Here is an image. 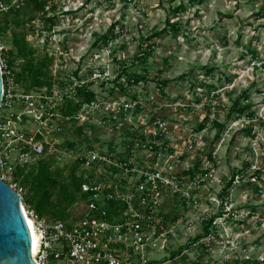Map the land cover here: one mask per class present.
Returning a JSON list of instances; mask_svg holds the SVG:
<instances>
[{"label":"rangeland","instance_id":"rangeland-1","mask_svg":"<svg viewBox=\"0 0 264 264\" xmlns=\"http://www.w3.org/2000/svg\"><path fill=\"white\" fill-rule=\"evenodd\" d=\"M182 6L183 12L177 10ZM46 10L50 17H57L51 30L28 0L18 12H0V27L14 19L22 23H10L7 30L0 31V47L4 48L0 57L5 60L12 55L15 73L22 72L26 59L17 56L13 40L15 34H24L35 50V65L49 60L50 76L64 82L78 68L88 83L92 70L100 68L113 79L123 67L127 73L145 77V81L127 86L125 92L112 82L103 86L94 81L90 89L99 105L79 116L76 125L83 127V134L66 123L62 134L52 137L73 141L76 149L96 147L123 153L135 135L152 140L154 121L164 119L165 153L175 158L170 165L178 171L199 165L211 173L201 186L184 183L183 191L191 198L164 195L168 219L182 221L176 222L180 224L168 248L149 256L170 260L172 253L202 233L204 223L223 208L208 246L188 250L173 263L228 260L227 264H264V0H49ZM167 22L176 23L180 31L172 32ZM114 24V31L109 32ZM155 32L161 34L152 36ZM104 35H108V43L100 40L99 47L93 48ZM208 68H213L210 75L206 74ZM120 81L125 83L127 76ZM24 84L20 88L30 89ZM236 101L250 105L253 118H236L232 113ZM215 122L225 125L219 138ZM20 126L34 131L37 124L25 118ZM66 143L55 154L53 174L70 186L73 168L79 178L89 171L67 154ZM141 156L144 164L152 165L151 156ZM17 157V151L10 153L8 161L13 167H17ZM236 169L241 175L223 204L219 194ZM186 181L190 182L189 176ZM249 181L256 186H245ZM51 190L55 198L60 188L52 186ZM26 198L23 191L24 206H28ZM69 212L80 216L82 210L77 206ZM172 221L171 225L176 224ZM47 264L72 263L50 257Z\"/></svg>","mask_w":264,"mask_h":264},{"label":"built area","instance_id":"built-area-1","mask_svg":"<svg viewBox=\"0 0 264 264\" xmlns=\"http://www.w3.org/2000/svg\"><path fill=\"white\" fill-rule=\"evenodd\" d=\"M24 5L25 0H0V12L7 14ZM47 16L50 17L48 11ZM2 52L4 48L0 47ZM0 63L3 75L0 171L2 179L22 198V188L13 176L16 167L8 161L10 153L17 151V166L20 167L42 158L48 152L61 153L62 145L68 140H56L54 137L62 134L66 123L79 127L76 125L79 116L87 113L92 106L99 105V102L95 98L92 102L82 103L75 114L64 113L69 102L80 101L78 88L88 83L83 76L86 74L80 73L79 68L67 74L68 81L53 77L51 83L23 90L16 73L2 57ZM77 71L78 76L75 75ZM91 75L92 81L96 82L114 80L102 68L93 69ZM25 118L37 124L34 131L20 126ZM153 128L156 132L151 133L152 140L135 135L123 153L113 150L104 152L96 147L66 149L81 168L89 171L81 183L84 205L78 219L58 221L42 218L35 210L24 206L26 216L37 228L39 241L33 257L38 264H47L50 257L69 260L72 264H174V260L182 256H171L170 260L149 256L152 251L168 248L176 233L175 227L180 224L176 222L182 221V218L176 222L168 219L162 198L167 193L191 198L183 191L184 183L201 186L209 180L211 173L203 169L204 173L191 177L184 174L190 168L183 171L174 169L170 165L174 155L165 153L168 149L166 121L157 119ZM142 154L152 157V165L144 164ZM160 162L163 163L161 166ZM188 176L190 182L187 183ZM184 202L189 203L185 198ZM215 220L210 234L193 242L184 254L188 250L208 246L216 234ZM171 221L176 224L171 225Z\"/></svg>","mask_w":264,"mask_h":264},{"label":"trees","instance_id":"trees-1","mask_svg":"<svg viewBox=\"0 0 264 264\" xmlns=\"http://www.w3.org/2000/svg\"><path fill=\"white\" fill-rule=\"evenodd\" d=\"M48 1L49 0H28V4L31 5L32 10L36 13V15L41 14V20L43 21V24L48 30H51L55 24V18L57 17L56 15H54L53 17L47 16L46 7L48 6ZM195 1L196 0H193V2ZM177 10L183 12L184 6L180 7ZM18 11H20V9L11 10L9 13L4 15L12 14ZM33 19L34 17L31 18V20ZM10 23L11 22L5 21L4 25L0 27V31L7 30ZM11 24L16 26L22 25V23L19 22L17 19H14ZM167 25L172 32L180 31L176 23L167 22ZM115 26L116 24L112 25L109 32L114 31ZM167 30L168 29L165 28L164 32H166ZM160 34V32H155L152 36L157 37ZM107 39L108 35L102 36L100 39L96 40L93 43V48L99 47L100 40H103L104 43H108L109 40L107 41ZM13 44L16 47L17 56L26 59V62L22 67V72L20 74L16 73L17 80L20 84H22V82H25V86H28L30 89H33L41 87L53 81V77L50 76V71L48 70L49 60H46L45 63H42L39 67L35 65V50L29 46L26 39V35L23 34L22 37H18V34H15ZM12 59L13 57L11 54L8 55L5 59L10 68H12ZM212 72L213 68L206 69L207 75L212 74ZM78 74V71L75 72L76 76H78ZM124 75L127 76V81L125 83H122L120 80L121 77ZM142 81H145V77L140 76L137 73H127V68L123 67L118 77L111 82L114 84L115 87H117L118 90L125 92L126 87L130 86V84H138ZM93 82L94 81H91L78 88L77 95L80 98V101L74 104L69 102L68 106L64 109V113L66 115H71L73 113L75 114L78 111L79 107H81L82 103L92 102L93 100H95L96 93L95 91L90 89ZM105 83L106 82H102V85L104 86ZM242 98L244 100H248L246 95L244 94L242 95ZM232 110V113H235L237 115L236 118H240L243 115L248 116L249 118H253L254 116L253 111H251V106L243 105L241 101H236L232 107ZM215 127L218 128V133L216 136L217 138H219L220 132L225 128V125L219 122H215ZM75 132L80 135L83 134V127H76ZM66 145L68 147H74L76 146V143L73 141H68ZM56 157L57 156L55 154H47L42 158L28 164L25 167L17 166L14 170L15 172H13V176L15 181L19 184L20 188H22V191L27 192V198L26 200H24V202L28 205V207L35 210V212L40 217L46 218L50 221L71 219L76 220L79 218V214L75 213L73 216H71L69 210L77 206H79L81 210L83 209V199H85L84 195L81 194V183L83 181V178H79L76 175L75 168H73L70 186L64 183H60V180L56 179L53 174V165L56 161ZM77 165L79 164L77 163ZM197 173H204L203 168H201L199 165H195L188 171L184 172L185 175H189L191 177L195 176ZM240 175L241 171H239L238 169L234 170L230 181L223 187L222 192L219 194V197L223 204L225 202V199L229 197L230 191L235 182V178H239ZM255 176L259 177L260 172H256ZM52 186H59L60 188L55 198L51 190ZM245 186L253 187L256 185L249 181L245 184ZM223 211L224 209L222 208L218 214L211 216L210 219L203 225V233H200L195 237L189 239L185 245L180 247L176 252L172 253V258L182 254L185 250L190 247L193 242L200 240L201 238L210 234V232L214 229V220L218 217L223 216ZM174 219H176L175 216Z\"/></svg>","mask_w":264,"mask_h":264},{"label":"water","instance_id":"water-1","mask_svg":"<svg viewBox=\"0 0 264 264\" xmlns=\"http://www.w3.org/2000/svg\"><path fill=\"white\" fill-rule=\"evenodd\" d=\"M3 75L0 63V104ZM19 193L7 184L0 171V264H38L33 257L37 228L26 217Z\"/></svg>","mask_w":264,"mask_h":264},{"label":"bare ground","instance_id":"bare-ground-1","mask_svg":"<svg viewBox=\"0 0 264 264\" xmlns=\"http://www.w3.org/2000/svg\"><path fill=\"white\" fill-rule=\"evenodd\" d=\"M23 209H24V212H25V214H26V208L23 206ZM27 217V216H26ZM28 218V217H27ZM38 241H39V239H38V236H37V238H36V243H35V246H34V249H33V253H36V251H37V248H38Z\"/></svg>","mask_w":264,"mask_h":264}]
</instances>
